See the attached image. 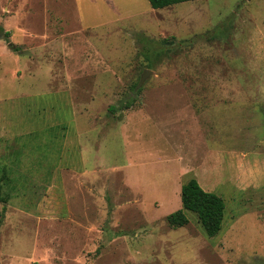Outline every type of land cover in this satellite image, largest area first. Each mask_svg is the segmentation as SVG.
Instances as JSON below:
<instances>
[{
    "label": "rangeland",
    "instance_id": "1",
    "mask_svg": "<svg viewBox=\"0 0 264 264\" xmlns=\"http://www.w3.org/2000/svg\"><path fill=\"white\" fill-rule=\"evenodd\" d=\"M0 179V264H264V0H0Z\"/></svg>",
    "mask_w": 264,
    "mask_h": 264
},
{
    "label": "trees",
    "instance_id": "2",
    "mask_svg": "<svg viewBox=\"0 0 264 264\" xmlns=\"http://www.w3.org/2000/svg\"><path fill=\"white\" fill-rule=\"evenodd\" d=\"M199 0H148L153 10L169 8L180 3ZM3 30V29H2ZM7 35L9 33H6ZM172 45L174 43H171ZM130 108V105H127ZM182 209L167 216L170 227L177 229L189 223L184 211H190L198 216L205 235L209 238L218 235L222 229L225 216L224 200L213 192L205 191L196 178L189 179L181 188ZM0 202L7 203L2 194L0 179Z\"/></svg>",
    "mask_w": 264,
    "mask_h": 264
},
{
    "label": "crops",
    "instance_id": "3",
    "mask_svg": "<svg viewBox=\"0 0 264 264\" xmlns=\"http://www.w3.org/2000/svg\"><path fill=\"white\" fill-rule=\"evenodd\" d=\"M44 43H48L49 41H50V36H46V37H44ZM50 43V42H49ZM194 100H196V99H194ZM195 103H197V105H199V102L198 101H196V102H192L191 103V105H192V113H193V116L194 117H198V116H201V114H199L200 112H202L201 111V109L200 108H198V109H195ZM129 109H131V106H130V108ZM137 110H139V111H141L142 109L141 108H139V109H137ZM203 111L205 110V108H203L202 109ZM129 111V110H128ZM129 112H128V115H126L127 117L129 116ZM82 138V141H81V146H80V149H81V154H82V158H84V160H85V158H87L88 157V153H90L91 152V150L93 149V147H90L89 146V144L87 143V141L86 140H88V138H86L85 139V137L83 138V137H81ZM88 159V158H87ZM82 161H83V159H82ZM200 164V163H199ZM184 167H185V165H187L186 163H184V164H182ZM92 169H94V168H92ZM92 169H90L89 170V168H88V165H87V163H84V166H83V169H82V172H81V174H80V180L81 181H83V182H89V180L91 179V176L95 173V170H92ZM187 169H182L181 170V172H180V175H182L183 176V174H185L187 171H186Z\"/></svg>",
    "mask_w": 264,
    "mask_h": 264
},
{
    "label": "water",
    "instance_id": "4",
    "mask_svg": "<svg viewBox=\"0 0 264 264\" xmlns=\"http://www.w3.org/2000/svg\"><path fill=\"white\" fill-rule=\"evenodd\" d=\"M150 73H151L150 71H146V72L143 74V76H142V78H141V81H140V83H139L137 89L140 88V87L143 85L144 81H145L146 78L150 75Z\"/></svg>",
    "mask_w": 264,
    "mask_h": 264
}]
</instances>
